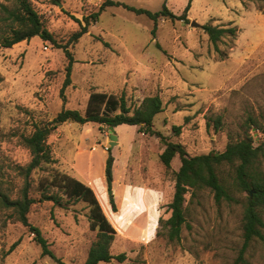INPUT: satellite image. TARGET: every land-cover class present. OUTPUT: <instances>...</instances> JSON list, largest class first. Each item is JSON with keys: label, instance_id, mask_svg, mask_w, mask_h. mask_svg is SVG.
<instances>
[{"label": "rangeland", "instance_id": "rangeland-1", "mask_svg": "<svg viewBox=\"0 0 264 264\" xmlns=\"http://www.w3.org/2000/svg\"><path fill=\"white\" fill-rule=\"evenodd\" d=\"M31 1L62 48L38 36L12 48L0 45V188L13 199L25 184L19 167L31 161L24 137L63 108L84 112L93 91L123 96L132 109L158 94L164 111L155 117V129L192 156L223 151L229 142L243 139L250 119L264 126V0H193L187 20L161 18L156 25L123 6H109L74 43L71 37L80 29L76 19L97 12L105 0ZM114 1L152 12L166 5L175 15L190 2ZM12 4L0 0V7ZM207 24L236 32L223 36L217 50L203 29ZM64 46L74 60L65 103L60 94L69 62ZM173 127L181 128L179 135ZM249 133L258 143L264 139L256 125ZM116 134L118 142L111 147L108 126L62 124L48 138L55 162L29 178L34 199L29 222L58 259L84 264L98 232L90 228L86 202L70 200L53 187L48 193L60 195L64 206L43 200L41 181L61 172L93 189L117 232L111 253H125L126 259L99 264H234L242 243L241 207L217 206L210 190L193 199L188 194V225L181 240L157 236L159 220L171 216L180 158L168 170L157 137L129 125L116 127ZM110 154L111 187L105 175ZM248 259L264 264V247L255 243ZM0 264L59 263L42 254L34 234L13 220L11 211L0 210Z\"/></svg>", "mask_w": 264, "mask_h": 264}, {"label": "trees", "instance_id": "trees-1", "mask_svg": "<svg viewBox=\"0 0 264 264\" xmlns=\"http://www.w3.org/2000/svg\"><path fill=\"white\" fill-rule=\"evenodd\" d=\"M58 4L59 0H51ZM190 0L183 14L175 15L166 5L158 12H152L144 8L133 7L114 0H105L99 10L91 15L76 19L80 29L76 31L70 40L74 43L88 32L92 23L98 21L101 13L109 6H123L136 13L145 15L153 20L155 25L161 18L171 20H187V13L191 8ZM203 29L208 34L210 41L218 50V43L226 34L233 35L236 30L204 25ZM40 37L43 41L51 42L57 48H62L46 27L43 19L36 11L31 0H13L11 6L0 7V45L4 48L24 41H30L34 37ZM69 59L66 67V79L61 89V97L66 102V88L72 84L71 74L73 57L67 46H64ZM2 77L0 76V82ZM164 111L161 97L156 94L143 99L141 104L132 109L123 96L106 92H91L84 112L77 109L63 108L51 121L42 125H36L35 130L25 136L23 143L30 151L31 161L24 167H19L25 184L19 198L13 199L9 193L0 188V210L11 211L13 220L22 223L34 234V240L41 247L42 254L49 256L59 264L62 263L50 250L47 240L42 236L41 230L29 222L28 214L34 199L29 196V178L32 172L43 165L55 162L50 145L49 136L59 126L67 122L81 125L97 123L101 126L118 127L121 125L137 126L144 135L155 136L164 146L160 154V160L166 169H171L173 159L178 156L181 161L180 168L174 173L175 192L169 209L171 216L159 220L157 236L165 237L170 242H179L183 228L188 225L187 195L191 198L198 197L204 190H210L217 206H240L242 209L241 229L242 243L234 264H251L248 255L255 243L264 247V139L256 142L249 130L256 125L264 134V126H259L250 119L245 123V137L238 141H231L223 151H211L208 154L190 155L186 148L179 142L168 139L163 133L155 129V117ZM251 124V126H250ZM220 121H216L218 128ZM179 135L180 127H173ZM110 151V149H108ZM114 157L110 154L106 161L105 175L109 187L113 183ZM49 181V182H48ZM43 200L53 201L59 206H64L63 199L58 194L48 193L49 187L57 188L70 200H81L89 206L90 228L97 230L95 242L92 244L84 264L110 263L113 260L124 262L126 254L114 255L111 253V245L114 241L116 230L107 218L93 189L79 179L57 172L52 179L44 178L41 181ZM247 193L246 196H243ZM113 209L116 211L114 201Z\"/></svg>", "mask_w": 264, "mask_h": 264}, {"label": "water", "instance_id": "water-1", "mask_svg": "<svg viewBox=\"0 0 264 264\" xmlns=\"http://www.w3.org/2000/svg\"><path fill=\"white\" fill-rule=\"evenodd\" d=\"M59 5H61V4H59ZM109 129H110V136H109L110 146L111 147H114L117 144V142H118V136L116 134V128L113 127V126H111V127H109ZM110 194L112 196V194H113V191L112 190H110Z\"/></svg>", "mask_w": 264, "mask_h": 264}, {"label": "crops", "instance_id": "crops-1", "mask_svg": "<svg viewBox=\"0 0 264 264\" xmlns=\"http://www.w3.org/2000/svg\"><path fill=\"white\" fill-rule=\"evenodd\" d=\"M180 165H181V164H180ZM179 168H180V167H179ZM179 168H178V169H179ZM178 169H177V171H178Z\"/></svg>", "mask_w": 264, "mask_h": 264}, {"label": "built area", "instance_id": "built-area-1", "mask_svg": "<svg viewBox=\"0 0 264 264\" xmlns=\"http://www.w3.org/2000/svg\"><path fill=\"white\" fill-rule=\"evenodd\" d=\"M45 49L47 50V48L45 47Z\"/></svg>", "mask_w": 264, "mask_h": 264}]
</instances>
